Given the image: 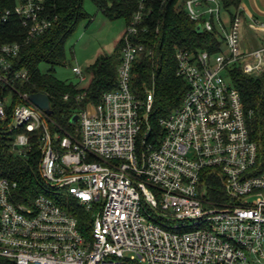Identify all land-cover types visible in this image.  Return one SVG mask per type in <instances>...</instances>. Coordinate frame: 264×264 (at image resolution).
Returning a JSON list of instances; mask_svg holds the SVG:
<instances>
[{"label":"built area","instance_id":"2783aa9c","mask_svg":"<svg viewBox=\"0 0 264 264\" xmlns=\"http://www.w3.org/2000/svg\"><path fill=\"white\" fill-rule=\"evenodd\" d=\"M153 1L138 0L127 27L118 88L99 104L87 103L85 92L64 96L76 105L74 133H54L50 115L18 87L31 81L15 69L20 45L0 46V136L12 137L11 151L20 155L39 137L45 187L30 204L17 203L16 185L0 171V264H264V169L226 75L236 63L261 75L264 45L242 50L241 7L231 21L221 0H186L188 17L203 32H218L228 53L177 52V75L189 89L153 138L154 89L142 100L131 88L145 52L135 37ZM44 11V0L15 8L30 40L52 27ZM250 27L264 33L253 17ZM72 70L86 81L79 66ZM62 196L72 201L67 208L57 202ZM75 207L91 215L84 233Z\"/></svg>","mask_w":264,"mask_h":264},{"label":"trees","instance_id":"16d2710c","mask_svg":"<svg viewBox=\"0 0 264 264\" xmlns=\"http://www.w3.org/2000/svg\"><path fill=\"white\" fill-rule=\"evenodd\" d=\"M231 21L240 10L243 0H221ZM20 0H0V46L19 44L20 54L14 65L16 70H26L30 83L18 85L23 93L45 94L51 102V129L74 133L76 125L73 116L76 105L73 99L65 101L64 96L75 97L85 92L87 103L99 104L105 93L118 88V69L122 61L123 39L112 55H102L88 68L89 84L63 81L55 75L56 67L67 64L66 47L78 30L79 24L89 18L85 3L91 2L110 20L122 19L127 27L138 9V0H44V15L53 21L52 27L40 36L29 39L28 29L15 14ZM186 0L153 1L152 11L143 23L135 40L144 45L145 52L134 63L131 88L139 99L145 98L146 89H154V104L149 114L153 138L162 135L160 120L182 105L189 89L187 82L177 75L176 54L187 51L194 54L208 52L212 57L225 53L224 38L218 32H197L198 24L187 15ZM233 11V12H232ZM10 13L7 15V13ZM226 75L233 87L240 93L251 140L258 145L259 162L264 169V72L259 76L245 73L242 64L227 68ZM21 84V83H17ZM12 137L0 136V171L16 187L13 198L17 203L30 204L38 195L45 193L39 174L41 159L39 137L32 136L30 150L25 154L11 151ZM57 202L64 208L71 203L65 196ZM81 231L90 227L91 215L80 207L73 210Z\"/></svg>","mask_w":264,"mask_h":264},{"label":"rangeland","instance_id":"374dc122","mask_svg":"<svg viewBox=\"0 0 264 264\" xmlns=\"http://www.w3.org/2000/svg\"><path fill=\"white\" fill-rule=\"evenodd\" d=\"M85 11L90 17L79 24L77 32L67 44L66 66L56 67L54 72L59 79L80 84L84 88L89 84L90 73L88 68L100 56L112 55L127 31V24L124 20H110L91 2L85 3ZM224 14H226V11L223 12ZM260 42L261 39L257 35L248 36L247 33L241 34L243 48L246 46L251 48H248L249 50L259 49L261 47ZM244 49L242 50L250 53V51ZM225 53L227 54L228 52L225 50ZM74 66H79L82 69L83 75L86 77L85 82H81L73 73L72 69Z\"/></svg>","mask_w":264,"mask_h":264},{"label":"crops","instance_id":"0c3cea01","mask_svg":"<svg viewBox=\"0 0 264 264\" xmlns=\"http://www.w3.org/2000/svg\"><path fill=\"white\" fill-rule=\"evenodd\" d=\"M241 10H242L243 15H244L241 34L243 35V34L247 33L248 36H251L252 34L253 35H257V37L261 39L262 45H261V42H260V46L262 47L264 45L263 44V42H264V33L257 32V31H254L253 29H251V27H250V18L253 17L258 22H264V0H243L242 4H241ZM247 46H248V44H247ZM250 46H251V44H250ZM241 47H242V49L246 48L244 50L250 51V52L258 50V48L254 49V50L253 49L249 50L251 48L250 47H246V46H244V48H243L242 44H241ZM261 47H259V49Z\"/></svg>","mask_w":264,"mask_h":264},{"label":"water","instance_id":"95a60500","mask_svg":"<svg viewBox=\"0 0 264 264\" xmlns=\"http://www.w3.org/2000/svg\"><path fill=\"white\" fill-rule=\"evenodd\" d=\"M197 32H199V33H202L203 32L201 26H197ZM29 100L35 106H37L38 108H40L42 110H45L48 115H51L52 114V111H51V102H50V99H49V97L47 95L41 94V93L31 94L29 96ZM77 121H78V118L75 116L73 118V122L76 123Z\"/></svg>","mask_w":264,"mask_h":264}]
</instances>
